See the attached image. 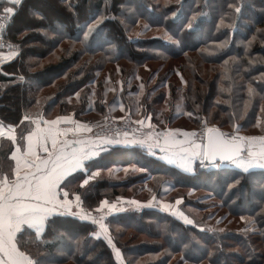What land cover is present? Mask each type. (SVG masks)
<instances>
[{"label": "trees", "instance_id": "1", "mask_svg": "<svg viewBox=\"0 0 264 264\" xmlns=\"http://www.w3.org/2000/svg\"><path fill=\"white\" fill-rule=\"evenodd\" d=\"M67 2L75 5L78 18L67 9L65 0H25L8 24L5 40L20 44L22 55L0 64V85H4L0 88V120L5 124H19L24 112L35 113L36 99L39 98L47 119L71 114L74 119L88 122L103 116L106 111L120 117L114 114L121 112L118 106L115 110L108 107L116 101L123 103L126 110L131 106L132 115L139 118L142 112L152 113L151 123L156 126L175 124L178 118L185 116L190 125L197 127L201 124L200 120L211 114L209 123L232 128L230 117L234 109H237L236 122L241 125L240 130L253 134L259 127V120L264 117V79H261L264 75V44L257 39L246 55L241 41L246 42L257 28H264V12L261 11L264 9V0H181L185 13L183 23L187 22V17L193 12L207 13L197 18L193 31L174 33V38L182 40V50L163 38L165 28L171 29L175 23L171 17L165 22L160 15L161 12L168 15L164 11L165 0H108L107 4L106 0ZM229 2H242L243 14L237 21V29L231 32L230 42L226 47L216 50V44L229 36L227 28L217 29L221 14L232 11L227 7ZM125 3L135 9V15L127 9H121ZM149 5L156 11H151ZM168 7L174 10L179 5L172 0ZM29 8H38L43 19L31 15ZM100 11L106 16L117 17L116 20L104 23L117 46L118 55L115 58L110 59L112 53L100 48L92 52H81L79 42L73 43L71 39L77 34L78 19L82 23L91 12L99 14ZM121 20H124L123 24ZM225 22L230 23V18L225 17ZM145 23L150 25L149 29L137 36L136 33ZM183 23L180 27H183ZM58 26L66 36L57 38L55 29ZM40 29H46L47 35ZM104 47L106 49L107 45ZM205 47L210 49L211 54L202 55L198 51ZM225 60L229 61L227 72ZM250 60L253 62L249 63ZM121 61H126L127 65ZM149 62L167 65L154 67L152 73L157 72L155 77H140L136 82H130L136 69ZM19 75L26 77L24 83L17 80ZM225 75L231 76V81L224 79ZM181 77L185 83L181 82ZM106 78L112 81V88L116 89L110 97L108 91L105 92ZM117 81H123V85ZM141 83L145 85V95L140 97L144 108L137 112L135 96L129 93H137ZM229 83L234 84L231 94L220 91L222 87L227 88ZM249 85L255 88L256 95L245 112L243 102L248 99ZM93 91L95 95H91ZM76 92L80 93L79 101ZM181 96L184 98L182 102ZM230 96L233 107L223 103ZM46 97H52L53 100L47 102L44 99ZM89 100L92 101L91 107ZM178 104L181 106V114H176ZM186 111H191L193 115L189 117L182 114ZM241 113L243 119L239 118ZM131 118L136 120L133 116ZM96 159L98 163L92 170L98 167L101 172L95 180L90 181L94 187L89 189L84 204L89 211L102 199L112 202L117 197L133 196L135 191L143 187L142 184H146L149 196L156 195L158 200L164 198L171 202L182 197L181 209L198 224L224 229L223 232H210L185 226L159 208H145L139 212L126 209L114 213L106 218V222L115 238L114 243L121 249L128 264H184L181 255H184L187 264H264V213H260V206L264 204L260 189V184H264V175L259 170H254L253 176L242 180V194L237 197L235 192H227V183L231 181L225 182L224 176L231 175L233 171L229 167L219 172L201 168L196 161L195 172L184 173L176 165L158 160L153 163L156 158L146 155L139 148H118L109 153H101ZM132 165L137 169L145 168L146 171H132ZM116 167L117 170L122 167L129 170L116 178ZM82 178L80 176L74 180L73 185H78ZM167 189L178 191L169 193ZM199 189L207 195L191 198V191ZM209 195L215 199L208 202H217L218 208L214 211H206L209 203L202 201L203 196L208 198ZM219 209L231 217H253L255 233L246 236L240 231L244 227H219V223L212 220ZM67 220L71 221V218ZM81 224L90 222H65V218L56 220L44 236L50 242L41 251L47 252L52 264H115L111 249L102 237L99 240L83 239L87 234L80 227ZM165 224L166 230L163 229ZM59 232L73 235L71 239L68 235L56 238ZM20 239L21 249L35 255L37 249L31 242L32 236L25 233ZM185 244L187 248H184ZM81 251L85 253L83 257ZM61 252L66 255L62 256ZM209 252L213 253L211 257Z\"/></svg>", "mask_w": 264, "mask_h": 264}, {"label": "snow or ice", "instance_id": "2", "mask_svg": "<svg viewBox=\"0 0 264 264\" xmlns=\"http://www.w3.org/2000/svg\"><path fill=\"white\" fill-rule=\"evenodd\" d=\"M25 0H0V64L6 61H12L22 55L20 44H14L4 39L6 26L12 21L15 15L23 6ZM67 9L77 16L75 5L65 0ZM108 0H106V4ZM172 0H165L164 11L161 12L165 22L171 17L175 23L169 28H165L163 38L169 43L175 44L178 49L183 48L182 40L174 38V33L179 31L191 32L194 30L197 18L206 16V12H193L187 17V22L183 23L185 13L184 5L181 0H175L179 7L174 10L168 7ZM143 7V5H141ZM151 9V6H148ZM228 9L221 14L217 23V29L227 28L229 36L226 40L216 44V50L224 48L231 40V32L237 29V21L243 14V3L229 2ZM121 9H127L130 14L135 15V9L127 3L121 5ZM155 12V9H151ZM264 12V9H261ZM31 15L37 19H43L38 8H29ZM234 13V14H233ZM123 15V11L121 13ZM225 17L230 18L231 22L226 23ZM116 16H106L103 11L99 14L91 12L84 22H77V34L73 43L79 42L81 52H92L96 48L110 51L115 58L118 55L117 46L113 42L114 38L109 35L108 30L104 27L107 20H116ZM124 23V20H121ZM139 23V21H137ZM183 23V27L180 24ZM150 25L145 23L141 26V30L136 33L137 36L143 34L149 29ZM127 30V28L125 29ZM47 35L46 29H40ZM57 38L66 36L62 29L58 26L55 29ZM171 33V34H170ZM264 28H257L252 36L244 43L245 53L248 51L254 41L260 39L264 44ZM105 45L107 48L105 49ZM7 49V51H4ZM202 55L211 54L210 49L205 47L198 50ZM187 56V53H184ZM238 59V58H232ZM253 61L250 60L249 63ZM227 72L228 60L224 61ZM117 71H120L117 68ZM179 75V72L177 73ZM67 75V74H65ZM137 80L140 77H136ZM224 79L231 81V76L225 75ZM264 79V75L261 76ZM20 83L26 81L24 75L17 76ZM32 83V81H28ZM109 82L105 79V84ZM181 82L185 83L183 77ZM94 84L95 81H92ZM116 83L123 85V81ZM166 86V85H165ZM4 85H0L3 88ZM234 84L229 83L227 88H221L220 91L231 94ZM137 93H129L135 96V104L137 112L144 108L140 103V97L145 95V85H138ZM116 91L115 88H105L107 91ZM122 90V89H121ZM91 95H95V92ZM256 95V90L251 85L247 88V96L243 102V109L246 112L250 107L252 98ZM75 96L79 101L80 93L76 92ZM45 101L51 102L52 97L44 98ZM181 96V102L183 101ZM71 99L69 98V103ZM103 104L104 101H101ZM229 107H233L231 96L229 100L223 101ZM92 101L89 100L91 107ZM37 111L35 113L24 112L20 117L19 124H5L0 120V138L10 141L8 167L5 169L0 162V264H52L46 251H41L50 242L44 239L48 228L53 225L56 220L65 218V222L75 223L90 222V224H81L80 227L86 232L83 239H96L101 237L107 246L111 249L112 257L115 264H128L119 247L114 243V236L110 233L109 224L106 218L114 213L126 211L123 197H117L115 201L109 202L107 199L99 201L98 205L91 211L85 209V199L89 194V189L94 187L90 181L95 180L101 172L96 167L97 157L101 153H109L118 148L134 149L139 148L146 155L155 157L157 160L170 165H176L184 173H194V162L199 161L201 168L215 169L222 172L226 167L233 171L231 175L224 176L227 183V192L236 193L237 197L242 194L241 182L247 177L254 174V170H259L264 175V135L260 136H244L239 134L241 125L236 122L237 109H234L230 119L232 122L231 133H225L215 124H210L211 114L205 116L200 123L204 126L200 132L184 131L182 129H173L165 127L162 131H156L155 126L151 123L152 113L142 112L140 118L131 119L132 107H126L123 103L114 101L108 105L110 110H115L118 106L121 112H126V116L109 117L104 116L105 125L111 120L125 121V128L116 127L114 131L94 132V127L90 122H81L69 115H56L52 119H47L45 110L39 98L36 99ZM264 111V109H262ZM176 114H181V106L178 104ZM182 114L191 117V111ZM159 113L157 116L159 117ZM214 118V117H212ZM240 119L244 118L243 113L239 115ZM27 122V126H25ZM163 123V121H161ZM135 125V127H133ZM148 129V131H144ZM125 172L129 169L125 168ZM132 171H146L145 168L137 169L135 165L131 166ZM109 169V173H111ZM218 172V174H219ZM75 174V175H74ZM82 176L78 185H73V181ZM167 183V182H165ZM79 189V190H78ZM262 199H264V184H260ZM182 197H177L173 202L158 200L156 195L151 196L147 201H138L135 199L127 200V205L133 210L139 212L145 208H159L161 211L170 214L171 217L181 221L185 226H192L200 230L210 232H223L224 229L213 228L198 224L196 220L181 210ZM260 213H264V204L260 206ZM67 218H71L68 221ZM245 227L240 229L246 236L249 233H255V219L251 216H241ZM219 223V220H217ZM89 229H92L89 231ZM167 229V224L163 226ZM31 230V232L29 231ZM54 231H56L54 229ZM25 233L32 236L31 242L35 245L37 251L33 255L32 252L22 250L20 247L21 239ZM34 233V235H32ZM18 234L19 237H18ZM68 235L71 239V233L59 232L56 238ZM94 247V245H92ZM188 245L185 244L184 248ZM80 251V249H78ZM167 251V250H165ZM209 252V257L212 256ZM61 255H66L61 252ZM85 255L81 251V257ZM71 258V257H67ZM91 259V257H89ZM184 264H187L184 255L180 258ZM251 259V258H250ZM179 264V262H178Z\"/></svg>", "mask_w": 264, "mask_h": 264}, {"label": "rangeland", "instance_id": "3", "mask_svg": "<svg viewBox=\"0 0 264 264\" xmlns=\"http://www.w3.org/2000/svg\"><path fill=\"white\" fill-rule=\"evenodd\" d=\"M121 63L127 65L126 61H121ZM158 65H159V63H154V62L150 63L149 62V63H146L145 65H143L142 67L137 68L135 73L132 75V77H130V82H136L137 81V79H136L137 76L138 77H142V78L157 76V72H153L152 73V69L154 67L157 68ZM166 65H167V63H164V65L161 64L159 66L163 67V66H166ZM117 77L118 76L116 75L115 78H117ZM108 80H109V82L107 84V87L109 89H111L113 87L112 81L109 78H108ZM112 92L113 91H111V90L108 91V96L109 97L112 95ZM114 114H116V116L117 115L118 116H121V115L126 116L125 113H122V112H119V111L115 112ZM131 116H133L136 119L139 118V117H137L135 115H131ZM114 117H115V115H114ZM178 119H179V121H177L175 124H170V125H167V126H162V125L156 126V125H154L155 126V130L156 131H162L165 127H167V128H173V129L178 128V129H182L184 131H197V129H199L202 126V124H200L199 126L197 125V127L194 126V125H190L189 122H187V119H186L185 116H183L182 118H178ZM210 124H214V123H210ZM259 124H260L259 127L257 129H255V132L253 134L247 133L246 131L240 130V129H239V134L240 135H244V136H250V135L251 136H260V135H264V117L261 120H259ZM215 125L218 126L217 124H215ZM218 127L221 129V131H223V129L227 130L228 133H231V131H232V128H229V127H220V126H218ZM117 168L118 167H116L114 169V173H115L114 177H116V178L117 177H121L123 175V173L125 172V170H124L125 168L124 167H122L120 170H117ZM142 185H143V187L138 189L137 191H135V194H132L133 196H128V195L123 196V198H125L123 203L125 204V207H126L127 210L128 209H132L131 207H129L127 205V200L135 199V200L143 202V201H147L149 198H151L152 195L149 196L150 192L147 190L146 184H142ZM168 191H169V193H170V191H172L173 193H176V191H178V190H176V189L175 190H170L169 189ZM131 193L132 192H129V194H131ZM190 195H191L190 196L191 198L195 199L198 195H207V194H205V192H203L201 189H199L198 191H191ZM202 199H203L202 201L204 203H209L208 206L206 205V211H214L215 209L218 208V207H216V203L217 202H215V204H211L210 202H208L210 200L215 199L213 196L209 195L208 198L203 196ZM162 200L166 201V202H171V201H168L167 199H164V198ZM182 203H183V200H182ZM178 207H180V206H178ZM222 211H223L222 209L217 210L214 213L215 217L212 218V220H215V221L219 220V224H218L219 227H221V226H223V227L224 226H229V227H233V228L245 227V224L241 220V217H237L236 218V217L227 216V215L223 214Z\"/></svg>", "mask_w": 264, "mask_h": 264}, {"label": "built area", "instance_id": "4", "mask_svg": "<svg viewBox=\"0 0 264 264\" xmlns=\"http://www.w3.org/2000/svg\"><path fill=\"white\" fill-rule=\"evenodd\" d=\"M7 28H8V25L6 26L4 39H5L6 34H7ZM4 51H7V49H4ZM105 115L109 116L110 118L111 117H114L109 111H106L103 116H100V117H97V118H94V119L88 121V122L92 123L93 125H100V126H102V128L101 127H94L93 128V131L94 132H101L102 130L103 131H110V130L111 131H114L116 127H120L121 129L125 128V126H126V122L125 121L111 120V119H110L109 123L107 124V126H104L105 125V122H104V116ZM133 127H135V125H133ZM203 127L204 126L202 125L199 129H197V132L199 133L200 130ZM144 131H148V129H144ZM223 132L228 133V131L227 130H224V129H223Z\"/></svg>", "mask_w": 264, "mask_h": 264}, {"label": "crops", "instance_id": "5", "mask_svg": "<svg viewBox=\"0 0 264 264\" xmlns=\"http://www.w3.org/2000/svg\"><path fill=\"white\" fill-rule=\"evenodd\" d=\"M9 148H10V141L4 138H0V162L3 163L5 169H7L8 167Z\"/></svg>", "mask_w": 264, "mask_h": 264}]
</instances>
